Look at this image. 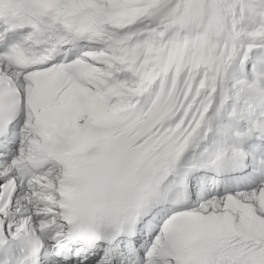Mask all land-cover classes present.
Returning a JSON list of instances; mask_svg holds the SVG:
<instances>
[{"label":"snow or ice","instance_id":"1","mask_svg":"<svg viewBox=\"0 0 264 264\" xmlns=\"http://www.w3.org/2000/svg\"><path fill=\"white\" fill-rule=\"evenodd\" d=\"M0 264H264V0H0Z\"/></svg>","mask_w":264,"mask_h":264}]
</instances>
